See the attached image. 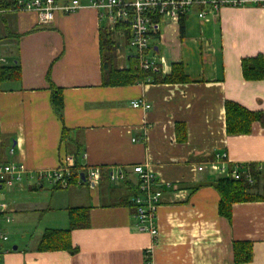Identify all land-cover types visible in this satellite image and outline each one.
Listing matches in <instances>:
<instances>
[{
    "label": "crops",
    "instance_id": "crops-1",
    "mask_svg": "<svg viewBox=\"0 0 264 264\" xmlns=\"http://www.w3.org/2000/svg\"><path fill=\"white\" fill-rule=\"evenodd\" d=\"M78 1L79 10L55 12L46 25L35 13L0 10L3 67L20 69L17 81L0 82V165L26 170L20 182L0 188L10 218L8 224L0 218L9 238L2 264H236L234 242L251 244V262L244 264H264V200L233 204L229 219L219 216L214 185L221 176L211 168L219 155L228 167L264 171V125L254 122L249 134L231 137L224 112L225 102H234L264 115V76L244 81L240 66L243 58L264 57V8L225 6L204 19L194 9L182 29L175 22L159 27L149 48L160 77L180 64L188 83L103 87L99 35L113 25L91 7L95 0ZM114 40L117 65L125 60L119 68H128L133 54L121 51L130 48L128 40L122 33ZM52 87L60 90L61 117ZM132 100L150 108L132 109ZM66 156L79 174L99 168V183L77 178L65 187L69 192L45 189L49 184L36 175ZM137 165L162 183L156 238L137 230L128 204ZM119 168L126 181L111 183L109 174ZM71 208H86L89 221L70 233L75 253H39L46 231L67 229Z\"/></svg>",
    "mask_w": 264,
    "mask_h": 264
},
{
    "label": "built area",
    "instance_id": "built-area-1",
    "mask_svg": "<svg viewBox=\"0 0 264 264\" xmlns=\"http://www.w3.org/2000/svg\"><path fill=\"white\" fill-rule=\"evenodd\" d=\"M15 11L35 13L40 25H46L53 21L54 13L63 14L73 13L81 8L78 0H72L65 4H59L55 0H15ZM253 5L264 8V0H95L91 1V7L101 13L106 14L109 22L113 25L118 22H126L129 29V46L133 50L131 58L136 61V66L143 72H158L159 65L153 58L149 48V40L158 37L160 28L166 22L179 23L188 12L198 9L197 17L204 19L208 15H215L221 8L244 7ZM5 60L0 58V68L5 65ZM148 81V80H147ZM132 109H141L147 112L150 108L143 100L131 102ZM9 155L13 156V150H9ZM225 158H216L211 168L221 177H233L239 179V166H227ZM74 165V158L66 156L58 167L51 171L38 173L36 178L47 182L54 187L65 189L69 186L71 170ZM25 168L20 164H1L0 165V188L11 186L15 182H20L25 175ZM83 181L90 187H95L100 181L99 168H83ZM131 173L135 178L134 195L130 203L134 208L133 217L136 221V228L141 233H146L152 238L158 235L157 210L161 203L162 193L161 184L157 177L141 165L133 166ZM249 174L246 179L252 182ZM111 183L118 184L126 181L127 174L124 169L111 172L108 176ZM168 187L169 184L165 183ZM0 218L6 224L10 223L7 215V205L0 199ZM9 240L7 234L0 227V264L5 251L2 246Z\"/></svg>",
    "mask_w": 264,
    "mask_h": 264
},
{
    "label": "trees",
    "instance_id": "trees-1",
    "mask_svg": "<svg viewBox=\"0 0 264 264\" xmlns=\"http://www.w3.org/2000/svg\"><path fill=\"white\" fill-rule=\"evenodd\" d=\"M15 0H0L1 9H15ZM180 29H182V18L179 20ZM113 31L108 28L101 30L99 35V50L101 57V85L103 87H122L134 84H175L188 83V79L183 73L180 64L172 65V71L169 76L160 77V72H143L136 66V61L129 59L128 68H119L117 65V43L114 40L116 33H122L125 40L129 43V29L126 22L113 24ZM242 77L244 81H259L264 76V57L257 55L255 57L243 58L240 63ZM20 77L18 66L10 68H0V82L17 81ZM148 80V81H147ZM51 104L55 113L61 117L63 101L58 88L52 87ZM225 131L229 136L246 135L251 131L254 122H261L264 125V115L259 112H252L244 109L241 105L234 102H225ZM65 132V131H64ZM75 168V169H74ZM76 165L72 168L69 185L74 184L75 180L80 179L83 172L75 171ZM74 170V171H73ZM264 171H261L257 165L250 164L240 171L239 179L233 177H220L216 180L214 188L219 196L218 214L229 219L233 204L249 203L264 200ZM249 174L251 183L246 179ZM60 188V187H57ZM261 189V192L258 189ZM126 201L124 202V204ZM132 207L130 201L128 202ZM69 226L65 230L46 231L37 250L45 251H67L70 254L75 253L70 241V233L76 229H84L89 225L88 210L86 208H71L68 210ZM234 263L244 264L251 262L252 251L251 244L248 242L233 243Z\"/></svg>",
    "mask_w": 264,
    "mask_h": 264
},
{
    "label": "rangeland",
    "instance_id": "rangeland-1",
    "mask_svg": "<svg viewBox=\"0 0 264 264\" xmlns=\"http://www.w3.org/2000/svg\"><path fill=\"white\" fill-rule=\"evenodd\" d=\"M121 51H122V54H124V55H132L133 54V50L131 48H128V47L124 46V45H123ZM126 65H127V63H126L125 60H119L118 66H126ZM50 187H51V189H53L52 186H49V185L45 184L44 188L47 189V190H50L51 193H52V190L50 189ZM71 189H72V187L69 188L68 190H71ZM65 190L67 192H69L67 189H65Z\"/></svg>",
    "mask_w": 264,
    "mask_h": 264
},
{
    "label": "water",
    "instance_id": "water-1",
    "mask_svg": "<svg viewBox=\"0 0 264 264\" xmlns=\"http://www.w3.org/2000/svg\"><path fill=\"white\" fill-rule=\"evenodd\" d=\"M80 177H81V180L83 181V180H84V179H83V174H81ZM14 250H15V247H14Z\"/></svg>",
    "mask_w": 264,
    "mask_h": 264
}]
</instances>
